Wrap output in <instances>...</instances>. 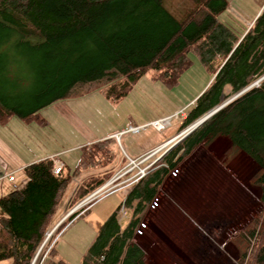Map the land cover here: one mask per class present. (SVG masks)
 <instances>
[{"label": "trees", "instance_id": "1", "mask_svg": "<svg viewBox=\"0 0 264 264\" xmlns=\"http://www.w3.org/2000/svg\"><path fill=\"white\" fill-rule=\"evenodd\" d=\"M193 2L179 20L164 0H0V123L15 117L45 124L42 109L92 83H99L107 99L120 102L149 70L158 71L156 80L170 87L191 65L189 52L194 51L212 79L193 100L181 127L191 125L264 76V7L250 27L237 31L219 18L229 0ZM220 134L259 169L253 186L263 208L253 228L243 233L247 249L238 260L264 264V78L136 181L123 201L128 223L123 224L121 203L99 225L81 264H148V246L139 241L138 233L150 205L157 204L170 174ZM118 151L117 139L109 137L82 147L76 166L64 162L61 174L54 173L51 158L26 166V183L0 197V261L31 264L73 177L88 168L109 166ZM110 177L94 174L84 179L71 206ZM92 204L71 213L59 227L83 218ZM56 243L43 264H68Z\"/></svg>", "mask_w": 264, "mask_h": 264}, {"label": "rangeland", "instance_id": "2", "mask_svg": "<svg viewBox=\"0 0 264 264\" xmlns=\"http://www.w3.org/2000/svg\"><path fill=\"white\" fill-rule=\"evenodd\" d=\"M164 4L179 20L184 19L194 6L193 0H164ZM219 18L237 31H241L245 26L231 7L221 13ZM189 58L191 65L179 76L177 83L170 87L156 80L159 78L158 71L149 70L120 102L107 99L98 87L99 83H92L78 86L72 96L45 107L40 111V115L64 134L67 135L68 132V137L71 134L72 138L82 137L84 140L90 139L91 130L97 135L103 134L114 126L116 119L121 120L124 116L133 119L138 114H172H167L168 110L178 103L183 105V108L177 111L184 110L183 115L186 118L192 101L202 94L212 79L211 72L194 51L189 52ZM69 112L74 114L73 123L66 116ZM185 118L180 114L178 119L174 118L171 124L160 132L172 128L180 121L182 125ZM60 121H63V126ZM181 125L175 137L155 147L158 151L139 166L131 165L128 160L127 165L122 168H119L121 164L113 162L106 167H92L77 173L58 206L55 220L33 259L34 264H43L48 260L50 249L73 222L61 228L60 223L73 213L77 205L81 203L78 210L90 202L99 201L123 185L132 187L141 175L140 169L148 168L149 165L147 170L151 169L152 164L166 154L165 151L181 137L180 133L190 126L182 128ZM73 146L75 143L65 137L61 149ZM123 148L124 141L118 143L121 153ZM73 150L76 152L61 156L71 168L76 166L80 156V149L71 151ZM141 157L142 155L134 160ZM108 173L111 175L109 180L91 193L92 195L98 191L95 198L83 203L89 194L74 207L71 206L76 188L84 179L94 174ZM258 174V167L221 134L199 146L175 173H171L173 179L166 186L167 195L170 196L174 192L179 195V207L172 203L169 196L163 195L165 199L157 200L159 206L156 203L150 205L143 218L138 239L148 246V264H245L238 260L247 249V240L243 233L253 228L263 208L257 198V189L253 186ZM101 188L103 189L100 190ZM231 219L232 228H229ZM128 220L126 214L123 224H127ZM225 227L229 229L225 231Z\"/></svg>", "mask_w": 264, "mask_h": 264}, {"label": "crops", "instance_id": "3", "mask_svg": "<svg viewBox=\"0 0 264 264\" xmlns=\"http://www.w3.org/2000/svg\"><path fill=\"white\" fill-rule=\"evenodd\" d=\"M229 7H231L233 11H236L237 15L243 20L245 26L248 28L253 24L256 17L263 9L264 0H229ZM181 108H183V105L178 103L177 106L168 110L167 114L173 113ZM163 115L166 114L158 115L147 113L144 116L138 114L133 119H127L124 116L121 120L116 119L113 122L114 126L104 131L103 134L97 135L91 130L89 136L90 139L88 140H84L82 137L72 138L71 134H69L68 137V132L67 135L64 134L62 130L54 127L49 121L45 124H40L37 121L25 122L14 117L5 124L0 123V197L7 194L12 188L21 187L26 183L27 176L24 173L26 166L38 160L52 158L53 156L59 157L63 163H66L61 156L76 152L74 150L71 151L72 149L79 150L93 142L113 137L115 133L126 130L131 125H145ZM66 116L72 123L75 122L73 112L66 113ZM60 122L61 125L64 124L63 121ZM180 125L181 121L172 128L169 127V129H166L162 133L152 127H146L139 132L124 133L120 137L118 143L121 144V142L124 141L125 148H123L122 153L118 151L113 164H121L119 168L124 167L129 162V158H138L144 153L151 151L155 147L175 137ZM147 128H151V130H147ZM72 130L75 131L73 128ZM65 137L72 140L75 143V146L72 148L61 149ZM81 140L82 142H79ZM180 166L173 172L175 173ZM12 173L15 179L10 181L9 175ZM172 175L170 174L164 183L156 200H161V198L165 199V196L167 195L166 191L168 189L166 186H168L169 181L173 179ZM130 187L131 186L127 184L123 185L117 191L103 197L89 206L88 213L84 214L82 219L75 220L69 228L61 234L60 239H58L56 243L58 253L71 264H80L81 257L94 240L99 225L104 222L125 200L131 189ZM161 191H163V194H161ZM168 196L169 194L167 197ZM178 196L179 195L174 192L169 198L172 203L179 207ZM158 204L159 203H157V206H159ZM229 224V228H232V219L229 221ZM229 228L227 227L225 231ZM0 264H12V261L9 259L1 260Z\"/></svg>", "mask_w": 264, "mask_h": 264}, {"label": "built area", "instance_id": "4", "mask_svg": "<svg viewBox=\"0 0 264 264\" xmlns=\"http://www.w3.org/2000/svg\"><path fill=\"white\" fill-rule=\"evenodd\" d=\"M180 114H182V117L185 118V116L183 115L184 114V110H181V111H177L175 113H172V114H168V115H165V116H162L160 118H157V119H154L152 121H150L149 123L145 124V125H140V126H129L128 129L126 130H123V131H120V132H117L114 134V137L117 138L118 140L120 139V137L126 133V132H139L140 130L146 128V127H152L158 131H162L163 129L167 128L170 124H171V121L174 119V118H179L180 117ZM157 148L155 149H152L151 151H148L147 153H145L144 155H142V157L140 159H130V164L133 165V166H139L142 162H145L146 160H148L155 152L158 151V149L156 150ZM53 161H54V173L55 174H61L62 171H63V168H64V163L62 162V160L57 157V156H53L51 158ZM159 160V159H158ZM156 162V161H155ZM154 162V163H155ZM153 163V164H154ZM152 164V165H153ZM151 165V166H152ZM150 167V165H149ZM148 167V168H149ZM148 168H143V169H140L141 170V175L139 176L142 177L143 175H145L147 173V169ZM15 179V177L13 176V173L9 175V180L10 181H13ZM138 180V179H137ZM136 180V181H137ZM109 184V183H108ZM107 184V185H108ZM104 188V187H103ZM103 188H101L100 190H102ZM99 190V191H100ZM98 191H96L95 193H93L92 195L90 194V196H88L84 201L83 203L85 202H88L90 201L91 199L95 198V195H97ZM127 214L126 212V208H125V205L124 203L122 202V205H121V208H120V215L122 217H125ZM34 264V261L33 263Z\"/></svg>", "mask_w": 264, "mask_h": 264}, {"label": "water", "instance_id": "5", "mask_svg": "<svg viewBox=\"0 0 264 264\" xmlns=\"http://www.w3.org/2000/svg\"><path fill=\"white\" fill-rule=\"evenodd\" d=\"M263 78H264V76L262 78H260L259 80H257L256 82H254L251 85H249L248 87H246L245 89L241 90L237 94L233 95L231 98L227 99L222 104H220L219 106L215 107L214 109H212L211 111H209L208 113H206L205 115H203L201 118H199L197 121H195L193 124H191L187 129H185L182 133H180V136L181 137L175 143H173V145L171 147H169V149L166 150L165 153L168 152L169 150H171L174 146H176L179 142H181L184 138H186L192 132H194L197 128H199L213 114H215L220 109H222L224 106H226L227 104H229L231 101H233L234 99H236L237 97H239L241 94H243L245 91H247L248 89H250L252 86L258 84L259 81L261 79H263ZM80 206H81V203L79 205H77L73 209L72 212H74L75 210H77V208H79Z\"/></svg>", "mask_w": 264, "mask_h": 264}]
</instances>
